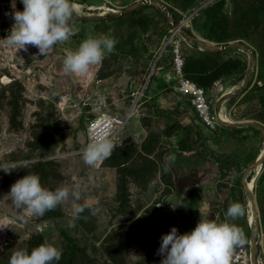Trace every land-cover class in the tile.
Instances as JSON below:
<instances>
[{
    "label": "rangeland",
    "instance_id": "rangeland-1",
    "mask_svg": "<svg viewBox=\"0 0 264 264\" xmlns=\"http://www.w3.org/2000/svg\"><path fill=\"white\" fill-rule=\"evenodd\" d=\"M16 8H22L20 0ZM6 10L11 11L9 0H0V164L18 168L0 170V222H9L0 228V264H8L15 249L30 250L35 235H40L41 243L60 248V259L53 264H62L65 257L69 264H159L162 257L156 249L161 233L173 225L178 232L188 231L199 215L185 217L167 208L177 192L173 163L167 172L161 170V163L171 152L161 139L152 106L145 104L147 89L157 76L154 63L163 52L160 42L147 64L110 52L87 73L66 74L62 69L66 51L91 34L79 26L96 19L85 20L86 11L75 8L74 34L42 55L32 45L17 51L5 43L12 24ZM165 57L170 54L164 52ZM139 94L138 112L117 135L110 156L95 167L85 165L80 157L85 123L100 112L126 111ZM23 162L25 168L20 167ZM27 172L38 174L48 188H76L80 199L69 196L41 216L16 208L7 192ZM250 175L248 179L254 173ZM85 201L92 211L84 209L69 228L72 207ZM212 212L207 219H214ZM258 251L256 255L262 257Z\"/></svg>",
    "mask_w": 264,
    "mask_h": 264
},
{
    "label": "crops",
    "instance_id": "crops-1",
    "mask_svg": "<svg viewBox=\"0 0 264 264\" xmlns=\"http://www.w3.org/2000/svg\"><path fill=\"white\" fill-rule=\"evenodd\" d=\"M135 1L73 0L76 10L86 11L85 20H93L87 17L93 9H105L106 14V9L113 7V12L120 13L103 15L79 27L89 30L91 35L113 37V53L126 54L147 64L158 47L166 21L157 8L125 13ZM161 1L188 12L201 0ZM200 14L188 34L212 45H247L255 53V72L246 70L247 56L234 48L206 52L193 43L184 44L186 76L206 90L215 115L227 120L208 129L189 101L174 91L170 59L160 60L145 104L152 106L161 139L175 155L171 168L177 193L170 197L167 208L185 217L199 214L198 220L200 216L207 219L215 211L214 219L223 221L231 203L239 202L244 210L247 198L241 180L254 173L252 194L259 228L255 237L264 258V155L260 165H254L264 150V0H215ZM237 169L242 172L238 174ZM232 222L243 228L240 216Z\"/></svg>",
    "mask_w": 264,
    "mask_h": 264
},
{
    "label": "clouds",
    "instance_id": "clouds-1",
    "mask_svg": "<svg viewBox=\"0 0 264 264\" xmlns=\"http://www.w3.org/2000/svg\"><path fill=\"white\" fill-rule=\"evenodd\" d=\"M137 1L139 0H136L135 2ZM154 1L158 3L159 6L156 8L163 14L166 21L165 28L167 29L163 31L161 39H163L164 35H168L171 29V25L167 18L168 16L172 20L173 25H177L178 28H181L186 34V36L181 39L185 66V54L183 49L184 44L190 45L193 43L195 47L201 49V46L211 43L199 40L193 34H188V30L193 31V25L196 24H193L195 16L199 17L201 11L215 0H201L188 12L178 11L161 0ZM20 3L22 8L18 9L16 8V0H9V8L11 11H5V15H10L12 19V24L8 30V34L4 37L6 38L5 43L9 47H12L17 51H27V46L32 45L37 48L39 54L44 55L52 49L54 45L67 41L76 31V27L73 23L76 5L73 0H20ZM162 3L169 6L167 10L168 13L162 10ZM111 8L113 7H108L106 9V14L104 13L105 9H98V11L101 10L100 12H102L100 16L97 15L99 12H92L89 13V15L94 14L93 16L95 17H102L103 15L110 16L115 13ZM198 8L199 11L197 14L190 18L189 25H182L181 22L183 18L179 12L184 15H190L194 9ZM95 19L97 20V18ZM115 43L116 40L113 37L105 34L86 35L75 49L66 51L62 60L63 71L66 74L87 73L90 66L100 63L104 56L113 51ZM215 45L218 46L217 48H219V51L234 48L242 52L245 56H247L246 58L249 61H252V67L249 72L251 74L255 72V53L252 48L243 43L239 44L238 42ZM162 47L163 45L161 40L159 50ZM164 52H168L170 54L169 59L171 65L172 54L170 52V47H167V50L161 53L163 54ZM162 54H159L160 57L154 63V67L158 64L157 70L160 66L159 63L162 58ZM151 76L149 75L147 82ZM190 79L193 80L192 78ZM134 99L137 100L138 109L140 94L139 97L136 96ZM134 99L131 103L134 102ZM124 112L125 111H121L116 114H109L122 116L124 115ZM100 113H98V115ZM212 113H214L213 109ZM98 115L93 118L98 117ZM216 116L218 117L216 125L223 124L222 119H220L218 115ZM131 118L128 119L125 127ZM89 120L85 123V132ZM116 146V137L112 133L110 127L107 130H90L88 132V141L86 143L85 140V145L80 151L81 160L85 165L95 167L110 156ZM174 161V153L167 154L161 163V170L163 172H167L170 164ZM23 164L24 166L20 167L25 168L27 162H23ZM16 168L18 167L15 165L7 166L0 164V170H3L5 173ZM7 193L10 196L12 204L16 208H24L29 214L35 216H41L45 211L55 208L61 202L68 200L69 196L75 200L80 199V192L76 188L70 189L68 186H58L55 188L45 187L41 184L38 174L31 172H27L26 174L18 177L10 185ZM244 207L247 208L248 203H246ZM86 208L89 209V211H92V205L87 201L84 203H77L72 207L67 224L69 228L73 227L74 220L79 218L80 214ZM241 215H243L242 205L239 202H233L227 207L225 212L226 219L223 221L218 222L215 219H205L200 216V219L194 227L182 233L178 232L175 225L170 226L169 230L161 233L159 237V244L156 249L157 253L162 257L159 264H230L234 247L243 244H245L243 246H248V240L247 238L245 239L243 229L232 222ZM20 218L24 219V217ZM8 223V221L0 222V228L8 227ZM256 223H258L257 220ZM257 231L256 226V232L253 235L254 254L258 251L255 248L258 246V241L255 237L259 234ZM60 256L61 250L57 245L51 242H42L35 247H32L30 250L24 248L15 249L11 252L8 258V264H53V261H58ZM260 258L262 262L261 264H264V258Z\"/></svg>",
    "mask_w": 264,
    "mask_h": 264
},
{
    "label": "built area",
    "instance_id": "built-area-1",
    "mask_svg": "<svg viewBox=\"0 0 264 264\" xmlns=\"http://www.w3.org/2000/svg\"><path fill=\"white\" fill-rule=\"evenodd\" d=\"M162 10L166 13L169 6L165 3L161 4ZM198 9H194L190 15H184L179 12L182 16V25H189L190 18L196 15ZM168 15V14H167ZM171 25V29L168 35H164L162 39V49L167 50L170 47L171 57V71L175 78L176 84L174 90L184 96L191 106L194 108L200 122L204 127L213 129L218 122V117L212 113L211 101L206 93V91L198 86L193 80L186 77L184 68V55L182 51L181 39L185 37L186 34L181 28L173 25L170 17H167ZM181 25V26H182ZM135 107L134 109L127 110L122 116H115L106 112H101L98 117L90 119L86 127V143L88 141V132L90 130H107L111 128L112 133L115 137L124 129L125 124L128 119L134 116L137 112V100L134 99ZM133 102V103H134ZM261 258L256 254L251 252L249 246H236L234 247L231 255L230 264H261Z\"/></svg>",
    "mask_w": 264,
    "mask_h": 264
},
{
    "label": "bare ground",
    "instance_id": "bare-ground-1",
    "mask_svg": "<svg viewBox=\"0 0 264 264\" xmlns=\"http://www.w3.org/2000/svg\"><path fill=\"white\" fill-rule=\"evenodd\" d=\"M158 3H156V1L154 0H139L137 2H135L134 4H132L128 9H126L125 13H129V12H136L138 9H142L144 7H148V8H153L156 11V7H158ZM101 13H98L97 15L100 16ZM117 15H120V13H114ZM218 46L216 45H212V44H206L201 46V49L206 51V52H212V51H218L219 48H217ZM252 67V61L248 62L247 65V71H250ZM135 103H131V106L128 110H133L135 107ZM220 118V117H219ZM222 122H227V120H222ZM225 124V123H223ZM230 124V123H229ZM264 155V150H262V152L260 153V155L257 157L254 165L255 166H259L260 165V161L261 158ZM251 176V175H250ZM253 179H248L246 176L243 177V179L241 180V184H242V189H243V193L247 198L246 203H248V207L244 208V218L247 224V228H248V246L253 249V239L252 236L254 235V233L256 232V220H257V216H256V211H255V207L253 204V194H252V189H253Z\"/></svg>",
    "mask_w": 264,
    "mask_h": 264
},
{
    "label": "trees",
    "instance_id": "trees-1",
    "mask_svg": "<svg viewBox=\"0 0 264 264\" xmlns=\"http://www.w3.org/2000/svg\"><path fill=\"white\" fill-rule=\"evenodd\" d=\"M206 38H209V37H206ZM161 40L162 39H160V43H161ZM243 212H244V210H243ZM240 217H241V219L243 221V228L242 229H243V232H244V235H245V239H246V238H248V228H247V224H246V221H245V218H244V213ZM40 238H41L40 235L32 236L31 242H29L30 246L32 247L34 245L36 246V245L40 244L41 243L40 242ZM31 247H30V249H31ZM62 264H69V259L67 257H65V259H64Z\"/></svg>",
    "mask_w": 264,
    "mask_h": 264
},
{
    "label": "water",
    "instance_id": "water-1",
    "mask_svg": "<svg viewBox=\"0 0 264 264\" xmlns=\"http://www.w3.org/2000/svg\"><path fill=\"white\" fill-rule=\"evenodd\" d=\"M125 11H126V10H125ZM95 18L100 19V18H102V17H93V19H95ZM253 204H254V201H253ZM254 207H255V205H254ZM253 238H254V237L252 236V239H253ZM252 253L254 254V245H253Z\"/></svg>",
    "mask_w": 264,
    "mask_h": 264
}]
</instances>
